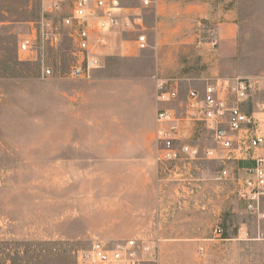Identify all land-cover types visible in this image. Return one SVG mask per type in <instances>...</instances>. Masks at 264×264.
Masks as SVG:
<instances>
[{
  "label": "rangeland",
  "instance_id": "rangeland-1",
  "mask_svg": "<svg viewBox=\"0 0 264 264\" xmlns=\"http://www.w3.org/2000/svg\"><path fill=\"white\" fill-rule=\"evenodd\" d=\"M39 1L0 0V169L6 176L0 264H76L77 252L95 237L116 241L155 229L162 235L157 264H264L262 248L233 252L239 223L215 193L204 198L203 210L202 197L193 195L190 203L187 189L164 175L159 199L153 152L145 158L93 157L99 152L87 150L58 156L60 113L71 116L60 91L72 96L74 84L93 79H43L36 63L19 59V36L39 18ZM245 16L239 75H264V0H251ZM67 60L65 53V66ZM219 168L213 160L198 162L192 183L215 186Z\"/></svg>",
  "mask_w": 264,
  "mask_h": 264
},
{
  "label": "built area",
  "instance_id": "built-area-1",
  "mask_svg": "<svg viewBox=\"0 0 264 264\" xmlns=\"http://www.w3.org/2000/svg\"><path fill=\"white\" fill-rule=\"evenodd\" d=\"M127 1L132 0H40L39 18L19 36V59L36 63L43 79H93L114 41L133 35L138 50L150 47L146 11L156 0H139L141 6L134 10ZM209 35L210 46L216 47V30ZM156 81L160 102L181 103L180 109L160 108L157 113L152 152L159 182L168 175L177 188L187 189L191 203L195 188L202 186L192 183L193 170L200 161H216L215 184L220 191L231 188L241 203L233 214L264 219V75L206 79L203 88L189 89L184 102L176 81ZM5 177L0 169V190ZM215 233L220 237L223 229ZM161 241L156 229L116 241L95 237L77 252L76 264H157Z\"/></svg>",
  "mask_w": 264,
  "mask_h": 264
},
{
  "label": "crops",
  "instance_id": "crops-1",
  "mask_svg": "<svg viewBox=\"0 0 264 264\" xmlns=\"http://www.w3.org/2000/svg\"><path fill=\"white\" fill-rule=\"evenodd\" d=\"M250 2L156 0L146 11L150 47L138 50L135 36L126 35L125 40L114 41L104 52L102 67L94 71L93 80L74 84L72 96L65 89L60 91L63 107L66 104L71 116L60 113L58 156L64 159L65 151L71 150L76 158L78 152L87 150L99 152L91 153L93 157H147L153 151L158 110L181 108L179 101L158 100L156 78L176 81L184 102L189 89L203 88L206 79L239 75L240 22L247 17ZM127 6L134 10L141 3L127 1ZM210 29L216 30L219 39L213 52L209 49ZM161 186L158 182L159 199ZM148 188L155 192L154 187L146 185L143 191ZM211 192L232 210L241 206L231 188L220 191L216 184L211 188L202 184L194 196L202 197L203 202ZM233 218L239 223L232 238L238 241L233 252L241 255L253 245L254 253L264 249V219ZM246 240L250 242H242Z\"/></svg>",
  "mask_w": 264,
  "mask_h": 264
}]
</instances>
